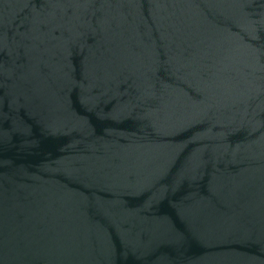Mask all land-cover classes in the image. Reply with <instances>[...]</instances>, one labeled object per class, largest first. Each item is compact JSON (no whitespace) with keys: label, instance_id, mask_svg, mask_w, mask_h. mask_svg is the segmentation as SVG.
Instances as JSON below:
<instances>
[{"label":"water","instance_id":"water-1","mask_svg":"<svg viewBox=\"0 0 264 264\" xmlns=\"http://www.w3.org/2000/svg\"><path fill=\"white\" fill-rule=\"evenodd\" d=\"M0 264H264V0H0Z\"/></svg>","mask_w":264,"mask_h":264}]
</instances>
